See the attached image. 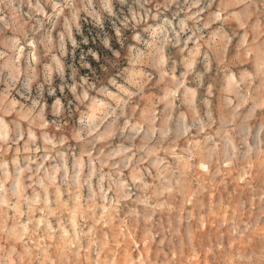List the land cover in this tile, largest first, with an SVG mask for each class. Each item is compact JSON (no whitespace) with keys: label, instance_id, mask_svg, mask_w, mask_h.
Masks as SVG:
<instances>
[{"label":"clouds","instance_id":"1","mask_svg":"<svg viewBox=\"0 0 264 264\" xmlns=\"http://www.w3.org/2000/svg\"><path fill=\"white\" fill-rule=\"evenodd\" d=\"M0 264H264V0H0Z\"/></svg>","mask_w":264,"mask_h":264}]
</instances>
